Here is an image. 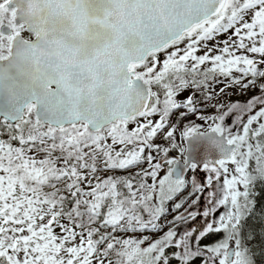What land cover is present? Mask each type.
Masks as SVG:
<instances>
[{
  "label": "snow or ice",
  "instance_id": "obj_1",
  "mask_svg": "<svg viewBox=\"0 0 264 264\" xmlns=\"http://www.w3.org/2000/svg\"><path fill=\"white\" fill-rule=\"evenodd\" d=\"M257 188L264 0H0V264H264Z\"/></svg>",
  "mask_w": 264,
  "mask_h": 264
},
{
  "label": "rangeland",
  "instance_id": "obj_2",
  "mask_svg": "<svg viewBox=\"0 0 264 264\" xmlns=\"http://www.w3.org/2000/svg\"><path fill=\"white\" fill-rule=\"evenodd\" d=\"M229 97L232 100H243V97H241L239 94L233 96L231 91H229ZM212 111L213 110L209 107L208 112L211 113ZM193 119H195V118L193 117ZM197 122H199V121H197ZM185 123H186V121H185ZM4 138L6 139V137H4ZM158 142L161 143L162 146H167L166 145V141L160 140ZM173 155L176 156V157H178V152H176L175 150H173V152L170 153V157L169 158H172ZM201 175L203 177V171L202 170H201ZM204 182H206V178L205 177H204ZM257 191L264 193V190H262L261 188H257ZM257 199H258V208H259L261 205H264V194H262L261 196H258ZM181 211H183V209ZM175 214L176 213H173L172 215H175ZM172 215H170L168 217V220H171L172 219ZM192 222L193 221H189L187 224H184V223L178 224L177 225V231L179 232V230H181L180 228L185 229V228H188V227H192L191 226V223ZM254 223H255V221H254Z\"/></svg>",
  "mask_w": 264,
  "mask_h": 264
},
{
  "label": "trees",
  "instance_id": "obj_3",
  "mask_svg": "<svg viewBox=\"0 0 264 264\" xmlns=\"http://www.w3.org/2000/svg\"><path fill=\"white\" fill-rule=\"evenodd\" d=\"M202 170V169H201ZM203 171V170H202ZM206 178V177H205ZM207 207V197H206V195L205 196H201V199H200V203H199V205H197V206H194L193 207V209H191V210H197V211H199V212H203V210H204V208H206ZM198 220H199V223L200 224H203V218L202 217H198ZM191 226H197V222L196 221H193L192 223H191Z\"/></svg>",
  "mask_w": 264,
  "mask_h": 264
},
{
  "label": "flooded vegetation",
  "instance_id": "obj_4",
  "mask_svg": "<svg viewBox=\"0 0 264 264\" xmlns=\"http://www.w3.org/2000/svg\"><path fill=\"white\" fill-rule=\"evenodd\" d=\"M181 230H179V233H183V231L185 230V229H182V228H180Z\"/></svg>",
  "mask_w": 264,
  "mask_h": 264
}]
</instances>
